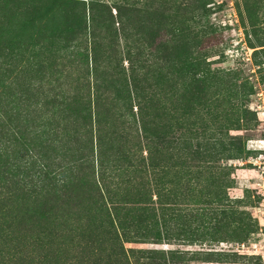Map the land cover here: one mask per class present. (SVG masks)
I'll list each match as a JSON object with an SVG mask.
<instances>
[{
  "label": "rangeland",
  "instance_id": "obj_1",
  "mask_svg": "<svg viewBox=\"0 0 264 264\" xmlns=\"http://www.w3.org/2000/svg\"><path fill=\"white\" fill-rule=\"evenodd\" d=\"M0 264H264V0H0Z\"/></svg>",
  "mask_w": 264,
  "mask_h": 264
},
{
  "label": "trees",
  "instance_id": "obj_2",
  "mask_svg": "<svg viewBox=\"0 0 264 264\" xmlns=\"http://www.w3.org/2000/svg\"><path fill=\"white\" fill-rule=\"evenodd\" d=\"M27 23H22L21 25H20V29H26V28H29L26 32H19L20 33V35H22V36H29L30 34L28 33V31H30L31 32V29H32V26L29 24H27ZM53 24H55V23H53ZM56 28V27H55ZM54 32H57V30H53Z\"/></svg>",
  "mask_w": 264,
  "mask_h": 264
}]
</instances>
